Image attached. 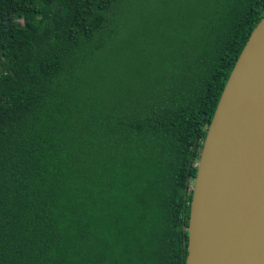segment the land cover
<instances>
[{
  "label": "trees",
  "instance_id": "1",
  "mask_svg": "<svg viewBox=\"0 0 264 264\" xmlns=\"http://www.w3.org/2000/svg\"><path fill=\"white\" fill-rule=\"evenodd\" d=\"M263 14L0 0V264H185L206 132Z\"/></svg>",
  "mask_w": 264,
  "mask_h": 264
},
{
  "label": "water",
  "instance_id": "2",
  "mask_svg": "<svg viewBox=\"0 0 264 264\" xmlns=\"http://www.w3.org/2000/svg\"><path fill=\"white\" fill-rule=\"evenodd\" d=\"M263 49L264 14L235 61L206 132L192 186L185 264H264V163L235 192L236 183L223 176L229 138L221 136L224 117L242 86L250 83L257 94L264 92V67L259 74L258 65ZM248 126L238 139H245ZM244 148L240 144L236 151Z\"/></svg>",
  "mask_w": 264,
  "mask_h": 264
},
{
  "label": "bare ground",
  "instance_id": "3",
  "mask_svg": "<svg viewBox=\"0 0 264 264\" xmlns=\"http://www.w3.org/2000/svg\"><path fill=\"white\" fill-rule=\"evenodd\" d=\"M252 112L254 115L249 121L245 119L241 123L242 119L247 118ZM238 123H241V128L237 127ZM247 123L249 124L247 136L245 139H238L240 129L244 127L245 130ZM224 135L229 139L226 144L228 153L226 155L222 153L226 165V174L223 176L236 183L237 192L240 184L250 177V173L264 163V92L257 94L250 83L242 86L224 117L221 136ZM242 135L243 133L240 138H243ZM243 143L245 148L240 152L236 151ZM229 165L235 172L232 173Z\"/></svg>",
  "mask_w": 264,
  "mask_h": 264
},
{
  "label": "rangeland",
  "instance_id": "4",
  "mask_svg": "<svg viewBox=\"0 0 264 264\" xmlns=\"http://www.w3.org/2000/svg\"><path fill=\"white\" fill-rule=\"evenodd\" d=\"M17 24H19V23H17ZM260 63H261V66H260ZM262 64H263V66H262ZM258 65L260 67V69H259V74H260V72L262 71V68L264 67V49L262 50L261 54L258 57Z\"/></svg>",
  "mask_w": 264,
  "mask_h": 264
}]
</instances>
